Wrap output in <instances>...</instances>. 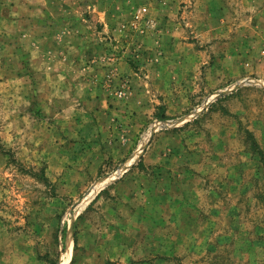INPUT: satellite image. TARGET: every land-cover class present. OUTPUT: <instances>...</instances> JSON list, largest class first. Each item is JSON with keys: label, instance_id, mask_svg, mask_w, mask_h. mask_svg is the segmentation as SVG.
<instances>
[{"label": "rangeland", "instance_id": "rangeland-1", "mask_svg": "<svg viewBox=\"0 0 264 264\" xmlns=\"http://www.w3.org/2000/svg\"><path fill=\"white\" fill-rule=\"evenodd\" d=\"M0 264H264V0H0Z\"/></svg>", "mask_w": 264, "mask_h": 264}]
</instances>
